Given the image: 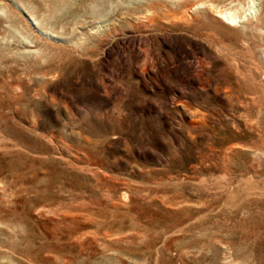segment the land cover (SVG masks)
<instances>
[{"label":"rangeland","instance_id":"obj_1","mask_svg":"<svg viewBox=\"0 0 264 264\" xmlns=\"http://www.w3.org/2000/svg\"><path fill=\"white\" fill-rule=\"evenodd\" d=\"M0 264H264V0H0Z\"/></svg>","mask_w":264,"mask_h":264},{"label":"bare ground","instance_id":"obj_2","mask_svg":"<svg viewBox=\"0 0 264 264\" xmlns=\"http://www.w3.org/2000/svg\"><path fill=\"white\" fill-rule=\"evenodd\" d=\"M214 5V4H213ZM211 6L212 7V11L214 12V13H216L215 15L218 17V19L219 20H222V22L223 23H227V20H231V21H233V20H235V18L236 17H238V15L236 14V13H234V12H229V11H226V10H221L220 8H218V7H215V6ZM195 7V6H194ZM207 7H208V5H207ZM197 8V7H196ZM213 13V14H214ZM245 14V13H244ZM251 14V13H250ZM29 15V14H28ZM244 18V17H243ZM223 19H224V21H223ZM236 21V20H235ZM235 21H233V22H235ZM232 22V23H233ZM225 23V24H226Z\"/></svg>","mask_w":264,"mask_h":264}]
</instances>
